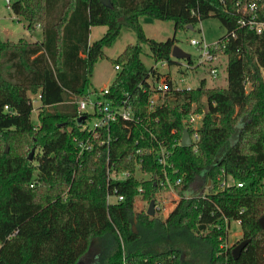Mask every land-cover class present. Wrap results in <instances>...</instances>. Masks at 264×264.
<instances>
[{
  "label": "trees",
  "instance_id": "trees-1",
  "mask_svg": "<svg viewBox=\"0 0 264 264\" xmlns=\"http://www.w3.org/2000/svg\"><path fill=\"white\" fill-rule=\"evenodd\" d=\"M247 1L111 0L108 8L100 0H17L12 5L27 30L33 34L39 27L42 38H0V264H79L95 239L112 245L108 264H123L124 258L128 264H187L183 256L188 255L199 264H264L259 221L264 216V33L238 24L237 4ZM142 17L171 21L176 30L217 18L226 28L219 39L224 48L216 53L227 58V87L209 88L203 79L148 113L149 80L162 76L143 62L142 45L156 62L173 66L177 39L147 38ZM98 26L107 31L90 43L91 29ZM124 28L133 30L138 42L114 61L121 70L108 97L128 100L142 123L131 133L124 126L112 130L110 161L116 171L134 172L136 151L157 146L149 129L171 149L193 106L205 113L197 152L180 147L171 157L169 176L182 183L175 187L180 199L165 220L136 210L139 196L149 204L156 200L163 178L109 180L107 149L78 160L76 140L87 136L77 122L78 102L91 93L96 64ZM187 63L193 65L192 57ZM33 96L40 102L37 109ZM33 148L39 152L30 161ZM142 157L145 172L162 176L154 154ZM222 170L232 179L225 188ZM114 188L125 198L120 204L107 202ZM224 218L240 221L243 240L249 241L237 260L232 248H224L227 231L218 229Z\"/></svg>",
  "mask_w": 264,
  "mask_h": 264
},
{
  "label": "built area",
  "instance_id": "built-area-1",
  "mask_svg": "<svg viewBox=\"0 0 264 264\" xmlns=\"http://www.w3.org/2000/svg\"><path fill=\"white\" fill-rule=\"evenodd\" d=\"M9 4L10 0H6ZM238 24L241 27H247L249 30L257 33H264V4L259 5L255 0H249L243 5L238 3ZM233 38L235 34L231 35ZM228 39V38H227ZM190 44L194 47H197L199 50V56L193 65L187 63L186 69L194 70L196 68L202 67V65H208L211 78L216 79L221 70L218 67L220 55H217V51L220 48H224V44L221 46L220 41L213 44H207L204 40H199L192 38ZM187 62V61H186ZM161 65H168L165 61H161ZM114 69L116 72L121 70L119 65H115ZM153 69H158L154 67ZM187 80L186 76H180V78L174 79L173 76H166L165 79H150V97L147 106V112L154 111L157 107H162L166 103L170 102L173 98L175 92H181L183 90H194L197 87L195 86H182ZM203 80V79H201ZM200 80V81H201ZM199 81V84H200ZM198 84V86H199ZM110 87V86H109ZM109 87L103 89L102 91L92 90L91 93L84 98V100L78 102V111L79 118L86 116V119L81 125L82 132L87 133L86 138L76 140L77 146L79 149L78 160L82 159L85 153H92L99 151L100 149H107V174L109 180L112 181H125L129 178H163L159 180V186L163 190H171L175 193V198L180 197L175 192V187L181 185L182 179H176L175 181L171 180L169 176L168 169L173 167L171 162V157L174 153L178 152L179 148L182 147V137L185 130L190 134L192 145L188 147H193L195 152H197V142L199 140V130L203 126L205 113L196 112V106L194 105L192 110L184 116L183 125L185 127L181 137L175 141V144L171 149H169L163 142L157 140L156 136L151 129L148 130L151 140L157 143V146H152L148 150L138 149L136 151V169L134 172L123 171L118 172L115 169V165L110 161V145L113 139L112 130L114 131L116 127L124 126L130 130L132 126H139L142 123V119L136 115L132 105L125 100L123 102L117 103L114 99L109 98ZM92 96H95V99H91ZM203 102L205 100L203 99ZM8 107H6V110ZM94 119V123H90L91 119ZM175 133V131L173 132ZM144 154H154L157 157L158 164L162 167V176H153L151 173L145 172L143 170V155ZM98 156L100 154L98 153ZM221 187L225 188L229 186L232 182L229 176L226 175L225 171H221ZM143 179V180H145ZM232 180V179H231ZM141 181V180H140ZM238 188H243V182H234ZM139 193L143 192L142 188H139ZM125 200L123 195L118 194L116 188L108 193L107 202L108 204H120ZM173 202V201H171ZM177 204V203H176ZM174 204V205H176ZM166 210L163 205H156L155 200V212L160 210ZM166 212V211H165ZM156 214V213H155ZM167 212L164 215V220L168 217ZM231 223L226 218H224L223 224L218 226V229L222 228L223 230L230 232ZM237 223L241 226L240 221ZM228 238V237H227ZM120 240L123 246V240L120 236ZM123 264H128L126 258H124Z\"/></svg>",
  "mask_w": 264,
  "mask_h": 264
},
{
  "label": "rangeland",
  "instance_id": "rangeland-1",
  "mask_svg": "<svg viewBox=\"0 0 264 264\" xmlns=\"http://www.w3.org/2000/svg\"><path fill=\"white\" fill-rule=\"evenodd\" d=\"M17 0H10L8 4L6 0H0V38L3 41L17 42L20 39H25L30 42L41 40L42 31L37 29L33 34L27 30V23L23 18L17 17L12 10V5ZM140 23L144 29L145 35L149 39L156 40L158 42H164L168 39L176 38L177 45L185 52L191 55L192 59L196 61L199 56V50L190 44L192 38L204 40L207 44H213L217 42L222 36L226 34V28L220 23L217 18L211 17L195 24L194 29L190 30L182 28L179 30L175 29V25L171 21H160L154 20L148 17H142ZM39 28V27H38ZM107 31L106 26L93 27L90 34V43L101 39ZM138 42L136 33L131 30L124 28L121 31L120 36L116 39L111 48H107L104 51V58L100 60L94 69L93 77L91 79V90L102 91L109 87L117 74L114 69V61L123 53L129 45H135ZM142 60L145 65L150 69L157 67L162 79L166 76H173L174 79L180 78V76H186L187 80L182 86H195L198 87L199 81L205 79L209 88H226L227 87V58L220 55L218 67L221 73L216 79L211 78L208 65H202L200 68L194 70L186 69L187 62L185 60L174 59L177 65L173 66H162L161 62H156L152 56L150 49L147 45L143 44ZM248 86V90H249ZM34 98V108L37 109L40 102L37 96ZM91 99H95L92 96ZM205 100V98H204ZM32 120L35 125L38 124V112L35 111L32 114ZM90 123H94V119L90 120ZM36 149L33 156L38 153ZM31 153V152H30ZM143 180L145 178H139ZM232 182V180H229ZM210 187L207 186L205 192H209ZM179 198H175V193L171 190H161L156 195V205H163L166 210L156 211L155 215L164 220V215L171 213L175 208ZM173 201V202H171ZM149 203L144 201L140 196L136 199V210L147 211ZM166 211V212H165ZM243 240V233L241 226L237 221H232L230 232L228 233L227 241L224 244V248H233L237 246ZM112 245L106 239H95L88 253L81 259L79 264H108V258L112 252ZM187 260V264H199L194 261L190 255L184 256Z\"/></svg>",
  "mask_w": 264,
  "mask_h": 264
},
{
  "label": "water",
  "instance_id": "water-1",
  "mask_svg": "<svg viewBox=\"0 0 264 264\" xmlns=\"http://www.w3.org/2000/svg\"><path fill=\"white\" fill-rule=\"evenodd\" d=\"M100 1H101V3L104 6H106L108 8H112L113 7L111 0H100ZM186 28L190 29V30L194 29V27L192 25H189ZM171 57L175 58V59L187 61V60H189L191 58V55L188 54L187 52L183 51L176 44L172 48ZM85 119H86V116H82V117L78 118V120H77L78 125H80V126L83 125ZM191 145H192V141H191V138H190V134H189V132L187 130H185L184 133H183V137H182V147H188V146H191ZM35 151H36V148H33L31 153H30V156H29V160L30 161H33V155H34ZM147 215L150 216V217H154L155 216V201H152L149 204V208L147 210ZM259 221H260L261 226L264 228V216L262 218H260ZM135 232H137V231L135 230ZM248 244H249L248 240H242L237 246L233 247L232 250H231L232 257L235 260H237L240 257L241 253L243 252V250H245V248L247 247Z\"/></svg>",
  "mask_w": 264,
  "mask_h": 264
},
{
  "label": "crops",
  "instance_id": "crops-1",
  "mask_svg": "<svg viewBox=\"0 0 264 264\" xmlns=\"http://www.w3.org/2000/svg\"><path fill=\"white\" fill-rule=\"evenodd\" d=\"M39 29V28H38ZM91 32H92V29H91ZM39 41V40H38Z\"/></svg>",
  "mask_w": 264,
  "mask_h": 264
}]
</instances>
